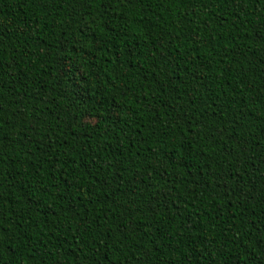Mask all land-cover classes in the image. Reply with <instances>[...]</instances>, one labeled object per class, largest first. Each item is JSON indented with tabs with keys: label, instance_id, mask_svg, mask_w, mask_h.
Here are the masks:
<instances>
[{
	"label": "trees",
	"instance_id": "1",
	"mask_svg": "<svg viewBox=\"0 0 264 264\" xmlns=\"http://www.w3.org/2000/svg\"><path fill=\"white\" fill-rule=\"evenodd\" d=\"M264 0H0V264H264Z\"/></svg>",
	"mask_w": 264,
	"mask_h": 264
},
{
	"label": "snow or ice",
	"instance_id": "2",
	"mask_svg": "<svg viewBox=\"0 0 264 264\" xmlns=\"http://www.w3.org/2000/svg\"><path fill=\"white\" fill-rule=\"evenodd\" d=\"M258 39L262 42H264V33H261L258 37ZM262 255H264V253H261Z\"/></svg>",
	"mask_w": 264,
	"mask_h": 264
}]
</instances>
